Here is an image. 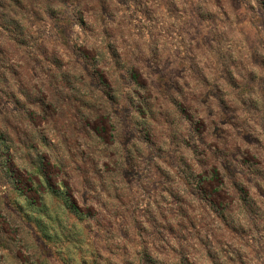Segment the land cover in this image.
Here are the masks:
<instances>
[{
    "label": "clouds",
    "instance_id": "clouds-1",
    "mask_svg": "<svg viewBox=\"0 0 264 264\" xmlns=\"http://www.w3.org/2000/svg\"><path fill=\"white\" fill-rule=\"evenodd\" d=\"M0 264H264V0H0Z\"/></svg>",
    "mask_w": 264,
    "mask_h": 264
},
{
    "label": "rangeland",
    "instance_id": "rangeland-1",
    "mask_svg": "<svg viewBox=\"0 0 264 264\" xmlns=\"http://www.w3.org/2000/svg\"><path fill=\"white\" fill-rule=\"evenodd\" d=\"M39 180H40L41 182H43V181L45 180V178L43 177L42 174L39 175Z\"/></svg>",
    "mask_w": 264,
    "mask_h": 264
}]
</instances>
